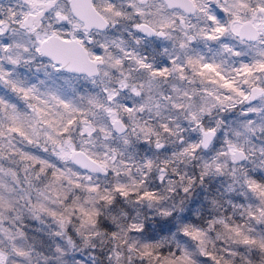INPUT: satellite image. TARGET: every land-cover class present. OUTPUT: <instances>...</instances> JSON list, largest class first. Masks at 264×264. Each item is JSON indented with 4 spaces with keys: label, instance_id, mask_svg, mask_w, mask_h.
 <instances>
[{
    "label": "snow or ice",
    "instance_id": "snow-or-ice-1",
    "mask_svg": "<svg viewBox=\"0 0 264 264\" xmlns=\"http://www.w3.org/2000/svg\"><path fill=\"white\" fill-rule=\"evenodd\" d=\"M0 264H264V0H0Z\"/></svg>",
    "mask_w": 264,
    "mask_h": 264
}]
</instances>
